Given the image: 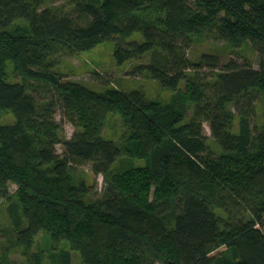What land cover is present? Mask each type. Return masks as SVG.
<instances>
[{
    "label": "trees",
    "instance_id": "16d2710c",
    "mask_svg": "<svg viewBox=\"0 0 264 264\" xmlns=\"http://www.w3.org/2000/svg\"><path fill=\"white\" fill-rule=\"evenodd\" d=\"M74 11L0 0V66L13 60L23 79H0V113L15 117L0 124V202L26 264H43L31 249L39 231L70 243L83 264H264L257 228L264 227V0H79ZM17 19L27 22L25 33L10 32ZM133 34L141 41L118 43L116 64L148 56L134 71L173 91L170 103L160 107L138 92L95 93L49 72L52 55ZM196 36L249 46L257 68L224 52L189 57ZM205 69L210 80L199 78ZM191 104L192 117L179 125ZM58 107L76 128L70 139L55 120ZM110 112L123 118V142L101 136ZM204 123L219 154L207 144ZM124 154L145 166L125 164ZM85 163L104 180L97 200L70 182ZM50 259L72 264L69 250Z\"/></svg>",
    "mask_w": 264,
    "mask_h": 264
},
{
    "label": "rangeland",
    "instance_id": "374dc122",
    "mask_svg": "<svg viewBox=\"0 0 264 264\" xmlns=\"http://www.w3.org/2000/svg\"><path fill=\"white\" fill-rule=\"evenodd\" d=\"M33 1V0H28ZM79 0H43L44 7L52 10L68 14L75 17L74 5ZM27 22L23 19L14 21L10 32L17 34L18 31L25 33L27 29ZM133 41H141L138 34H133L128 38L122 40L115 38L98 44L93 49L86 52L66 53L60 52L57 55H52L50 60L54 62V67L49 71L53 73L60 81L74 82L86 87L95 93H104L108 90H117L123 93L138 92L142 93L146 101H150L158 106H163L171 102L173 91L161 87L157 82L148 78L145 74L135 72V68L148 61V56H142L131 59L117 65L114 59V51L121 43L127 46ZM226 53L228 58H234L239 62L244 59H249L254 68H257V55L247 45L241 47L236 46L235 42H223L214 40L206 36L194 37L193 45L188 51V56L195 59L202 53ZM239 56H238V55ZM199 78L203 80H210L211 74L205 69L198 73ZM0 79L9 83L23 82L22 77L18 73L13 60L7 59L0 66ZM36 84V82H34ZM186 81L179 85V91L183 92L187 89ZM41 97V94H38ZM50 95H47V101ZM56 99V98H54ZM194 105L191 104L186 116L180 120L179 125L185 124L190 120L193 113ZM257 120L261 122L262 106L257 105ZM55 120L58 122L63 131V136L66 139L72 138L76 128L72 123L64 119L63 110L61 107L57 108ZM15 122L14 114L11 111H2L0 113V124H13ZM126 127L123 123V118L118 112H110L106 115L102 128L101 136L107 140L114 142H123L127 135ZM238 132V118L235 117L232 125V133ZM203 133L207 136V144L210 149L219 154L220 150L215 145L210 135L209 127L206 123L203 124ZM58 155L63 154L62 145L56 146ZM125 164L132 163L135 168H143L145 161L137 156L130 157L127 154L123 155L122 159ZM70 182L73 186L83 187L87 199L97 200L103 194L104 180L101 175H95L92 172L90 163H85L69 174ZM16 185L9 183V192L13 193L16 190ZM215 214L221 218H225L226 212L220 208L213 209ZM264 234V227H259ZM31 249L40 252L43 255V264H51L50 253L55 250H69L72 254V264H83V259L79 251L74 250L70 243L66 241H55L47 231H39L31 239ZM24 248L17 243L16 232L10 226L7 219L5 203L0 202V258L3 264H26L22 256Z\"/></svg>",
    "mask_w": 264,
    "mask_h": 264
}]
</instances>
